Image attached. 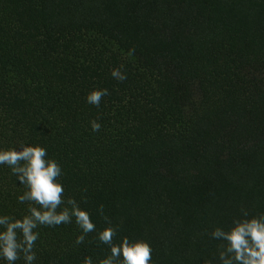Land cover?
Masks as SVG:
<instances>
[{
  "label": "trees",
  "instance_id": "trees-1",
  "mask_svg": "<svg viewBox=\"0 0 264 264\" xmlns=\"http://www.w3.org/2000/svg\"><path fill=\"white\" fill-rule=\"evenodd\" d=\"M18 142L154 264H217L212 229L264 213V0H0V144ZM22 192L0 167V211L23 212ZM78 234L42 228L36 264L104 255Z\"/></svg>",
  "mask_w": 264,
  "mask_h": 264
},
{
  "label": "clouds",
  "instance_id": "clouds-1",
  "mask_svg": "<svg viewBox=\"0 0 264 264\" xmlns=\"http://www.w3.org/2000/svg\"><path fill=\"white\" fill-rule=\"evenodd\" d=\"M122 67L111 70L112 78L127 79ZM108 94L107 89H93L87 94L86 103L99 108ZM90 127L98 132L101 124L93 120ZM0 167L9 170L17 186H23L16 202L25 206L19 214L0 211V264H36L41 229L73 223L79 230L77 245L84 244L86 237L95 233L94 239L106 249L96 259L85 256L82 264H154L151 244L143 238L121 236L119 226L104 215L103 205L97 209L104 219L100 227L93 213L82 206V202L86 203L84 197L78 201L66 195L63 167L49 156L45 146L25 142L13 146L0 144ZM210 237L218 242L214 257L217 264H264V213L253 215L241 208L230 224L215 226Z\"/></svg>",
  "mask_w": 264,
  "mask_h": 264
}]
</instances>
